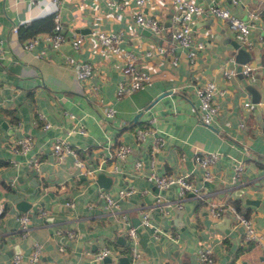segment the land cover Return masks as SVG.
<instances>
[{
  "label": "crops",
  "instance_id": "crops-1",
  "mask_svg": "<svg viewBox=\"0 0 264 264\" xmlns=\"http://www.w3.org/2000/svg\"><path fill=\"white\" fill-rule=\"evenodd\" d=\"M215 1L242 17L258 10L248 34L252 45L241 44L254 79L240 71L223 75L226 65L243 62L235 60L238 41L228 23L214 15L193 17L192 34L203 46L190 63L186 49L172 39L174 6L166 0H146L141 7L157 16L158 33L135 24V0H0V264H12L15 252L23 254L25 264L34 241L42 249L33 264H202L196 255L201 245L211 248L214 264H264V44L258 40L264 0ZM56 13L65 36L58 49L43 35L52 31ZM93 29L122 32L120 45L133 53L137 68L150 74L141 87L118 95V82L126 78L124 57L99 51L89 34ZM76 34L84 35L78 48L71 43ZM35 35L38 41L25 48V40ZM157 44L172 46L177 62L156 52ZM65 53L91 63L93 73L78 79ZM206 80L216 85L218 111L210 124L200 119L195 93ZM247 98L251 103L245 105ZM107 103L114 109L112 119L102 117ZM39 113L49 126H43ZM145 124L153 130L137 140L134 129ZM27 134L32 146L16 151L13 142ZM156 135L163 143L151 152ZM58 136L76 148L78 159L52 152ZM120 142L132 146L123 158L115 154ZM201 149L219 152L207 179L194 160ZM31 156L38 157L37 165L29 163ZM135 159L141 160L139 168ZM237 160L242 169L233 180ZM150 169L187 173L205 199L190 192L180 197L176 184L159 189L146 177ZM122 187L133 190L121 196ZM102 190L116 199V207L107 206ZM157 193L172 201L165 212L155 202ZM206 199L232 201L251 217L258 239L244 238L229 212L213 215ZM140 208L149 209L150 221L161 227L158 236L151 225L140 223ZM22 212L29 216L25 233L17 219ZM121 213L137 229L141 254L134 262ZM224 216L225 230L218 222ZM165 229L173 231L172 238ZM105 245L112 254L94 258Z\"/></svg>",
  "mask_w": 264,
  "mask_h": 264
},
{
  "label": "built area",
  "instance_id": "built-area-1",
  "mask_svg": "<svg viewBox=\"0 0 264 264\" xmlns=\"http://www.w3.org/2000/svg\"><path fill=\"white\" fill-rule=\"evenodd\" d=\"M56 4H59L61 0H52ZM114 0H111L113 2ZM146 0H135L136 5L139 7L132 14V19L140 27L148 28L152 32L158 33L162 29V25L158 20L157 16L148 15L142 11V5ZM174 6V11L171 15L172 21L175 25L171 31V36L175 44L186 49V59L191 63L194 61V58L197 54V51L203 46L202 40L194 39L192 34L191 22L194 16L200 15H214L220 18L225 19L228 23L229 28L232 30L235 38L238 43L249 48L251 40L248 37L250 30L256 26V20L259 18L258 10L250 9L247 11L245 17H242L234 12H232L227 7L218 3L217 1H212L208 4H202L194 0H166ZM232 2H239L240 0H231ZM120 3H117L119 6ZM17 25L13 24L11 29L14 31L17 29ZM62 24L59 19V14L56 13L54 17L53 29L50 32H45L43 35L46 39L51 42V47L58 49L60 42L65 37L64 33L61 30ZM96 41V47L99 51L103 53H113L116 55H121L124 57V63L121 67L122 72L126 75L125 79H121L118 82L117 93L118 95L123 93H128L132 90H135L141 87L150 77V74L147 70L137 68L134 63V55L131 51L123 49L120 45L122 40V32L115 29H93L89 32ZM84 35L76 34L71 38V43L74 48H78L82 41ZM258 40L264 44V22L259 24V34ZM38 41V36H32L25 40L23 46L25 48H31L35 42ZM154 50L158 53H164L168 55L169 60L172 64L177 62V54L173 50L172 46L166 47L162 44H157L154 47ZM152 49L147 48L146 53H151ZM64 61L73 63L76 70V77L78 79H86L93 73L92 64L85 60H77L74 56L65 53L63 54ZM232 60V59H231ZM237 71L245 74L251 79H254L253 66L249 63L243 62L241 64L234 62V64L226 65L222 72L225 77H230L234 75ZM216 91V85L212 80H206L202 84L195 87V93L198 98L197 110L202 122L210 124L214 120V115L218 111L217 103L214 101L213 95ZM245 105L250 104V100L247 98L243 102ZM102 117L104 119H112L114 117L113 107L107 103L103 106ZM38 119L43 121V126H49V122L44 120L45 117L43 114H38ZM153 120V118H151ZM243 122H239V126H242ZM78 129L83 130V126L79 125ZM153 129L149 125L136 126L134 129L135 137L137 140L143 139L146 134L151 132ZM163 143V138L160 135H156L151 144V152H154L159 148ZM13 148L19 152H26L32 146V137L27 134L21 137H18L12 144ZM52 152L58 157H62L65 153L69 152L74 155L75 159H78V151L73 147L65 137L58 136L56 137L51 145ZM132 146L129 143L120 142L115 147V154L117 157L123 158L129 152H131ZM219 152L216 150H204L201 149L196 151L194 154L195 163L202 168V177L210 178L213 173L211 166L218 159ZM29 163L37 165L38 157L31 156L29 158ZM136 167L141 166V160L135 159L134 162ZM242 169L241 161L237 160L234 163L233 169V180L236 179L240 170ZM88 171V170H86ZM90 171V170H89ZM146 177L151 180L159 189L167 187L171 184H176L178 186V194L182 197L186 192H190L196 197L203 198V193L198 184L193 180L188 178L187 173H157L154 170L150 169L146 173ZM132 188H119V195H125L132 191ZM100 194L104 197L107 206L110 208L116 207L118 205L116 199L107 191L102 190ZM207 200V199H206ZM156 204L159 205L160 209L165 212L166 207L172 204L171 200H164L163 197L157 193L155 198ZM207 206L209 211L216 216L222 215L224 212H229L233 216L234 223L242 226V231L244 238L246 239H258L255 227L252 223L251 217L244 214L238 207L230 200L218 203L207 200ZM176 204L180 205L179 198L175 201ZM140 212V223L144 225H151L153 227V233L155 236H158V233L162 231L161 227L154 225L149 218V209H139ZM120 218L124 223H126V234L128 235L131 241V259L133 262L140 256L141 251L138 247L137 239V229L136 226L131 224L128 221V216L126 213H121ZM17 219L20 224V228L23 233H25L28 226L29 216L26 212L19 213ZM165 232L173 237V231L165 229ZM69 235H73L72 231L68 230ZM61 247V246H60ZM42 249V245L38 241H34L32 248L28 254H26L25 264H33L38 258ZM114 250L109 246H102L93 253L94 258H103L107 255L112 254ZM196 255L202 264H214V257L211 252V248L207 245H201L196 251ZM23 254L21 252H15L12 256V264H21L23 259ZM112 264H121L114 262ZM132 264V263H130Z\"/></svg>",
  "mask_w": 264,
  "mask_h": 264
},
{
  "label": "water",
  "instance_id": "water-1",
  "mask_svg": "<svg viewBox=\"0 0 264 264\" xmlns=\"http://www.w3.org/2000/svg\"><path fill=\"white\" fill-rule=\"evenodd\" d=\"M234 47L236 48V53H235V60H237L238 62H244V59H242L243 58V54L245 53V51H244V48L238 43V42H235L234 44ZM241 55V56H240ZM240 56V57H239ZM246 86L247 87H249V88H251V89H253L252 88V85H250V84H246ZM204 182H207V180H205ZM226 219H228V217L227 216H224V217H222L218 222H220V224H221V226H222V228H223V230H225L226 229ZM229 226V225H228Z\"/></svg>",
  "mask_w": 264,
  "mask_h": 264
},
{
  "label": "trees",
  "instance_id": "trees-1",
  "mask_svg": "<svg viewBox=\"0 0 264 264\" xmlns=\"http://www.w3.org/2000/svg\"><path fill=\"white\" fill-rule=\"evenodd\" d=\"M239 208V207H238Z\"/></svg>",
  "mask_w": 264,
  "mask_h": 264
}]
</instances>
